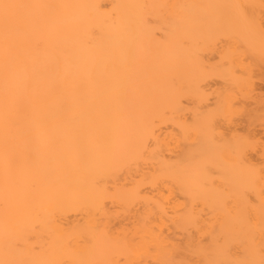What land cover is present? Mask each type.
<instances>
[{"label": "bare ground", "instance_id": "bare-ground-1", "mask_svg": "<svg viewBox=\"0 0 264 264\" xmlns=\"http://www.w3.org/2000/svg\"><path fill=\"white\" fill-rule=\"evenodd\" d=\"M197 1L0 0V264H264V213H205L220 112H186L205 95L191 47L213 44L198 14L234 17L218 51L236 65L206 68L237 81L264 73V0ZM243 152L245 203L264 183Z\"/></svg>", "mask_w": 264, "mask_h": 264}, {"label": "rangeland", "instance_id": "rangeland-1", "mask_svg": "<svg viewBox=\"0 0 264 264\" xmlns=\"http://www.w3.org/2000/svg\"><path fill=\"white\" fill-rule=\"evenodd\" d=\"M204 1V0H203ZM207 1V5L206 7H208V4H210L209 2H211L210 5H212V3L216 4L217 0H205ZM263 1V0H262ZM198 2V6H201L202 3L199 5L200 1ZM196 2V3H197ZM219 2H225V1H219ZM205 4V2H203ZM214 4V5H215ZM221 3H219L216 6H220ZM213 5V7H215ZM205 7V5H204ZM210 8H212L211 6H209ZM218 8V7H217ZM209 8H206L205 11L201 14H198L199 17H205L203 19L204 23L206 24L205 26V30L206 33H208L209 35V39L207 40L208 42L211 39V42H213V44H197L195 45V49H193V45L191 47V51L192 55L194 56V58H192V63H194L195 61H198L201 64H196L194 63V66H196V68L198 70H202V68L200 69V66H203V68L205 69V72L203 71V73L200 72V74L198 73V76L196 77V75L192 76V80H193V84H197L196 86H198L197 88L200 90L201 88V92H204L203 97H196V93L194 95L191 96V98L189 97V103L190 107H188V110L186 111L188 113V117L189 119L192 116H203L206 115V113H202V110L206 112H208V110H216V112H220V114L216 115L215 111L213 113V115L218 116V122L221 126V130H223V139H222V145L221 148H223V152H222V156L223 158H221V172L217 171L216 169H211V176L213 179V183L215 185H220L223 191V197L222 200L219 204V207L215 208L212 207L210 204L206 207L205 213L210 217L213 216H220V217H234L235 215H237L238 213H242V214H248L253 215L254 211L258 212V215L261 213H264V188L262 189L260 195H257L252 189L248 190L245 192V196H246V202H241L240 199L238 198L239 196V191L240 189L237 187L239 185V183H241L240 185H243L244 182H247L246 180V175L242 172H240L239 170V174L238 176L235 174V172H232L233 169H236V167H231L232 164L235 162L236 157L240 156L241 151H244L243 153H247V155L249 157L252 158V162L256 163L259 166V178L261 180V182L264 183V73H262L261 71L258 69H255V61L256 59H258L257 61L260 63L261 61V57L256 53V52H251V49H249L247 47V45L244 44L245 47L247 48H240V46H242L241 44L239 45L238 51L236 53V55L240 53V58L241 60H244L245 63L243 62V64H245V68L249 67L248 63H253L254 66L253 69H246L247 71L245 72H240V70L237 69V73L239 71V73L241 74H236V80H229L230 79V75L226 76V72L225 69L224 70V74L222 76L217 75V74H213L211 73L213 70L208 67L212 66L214 67V69H218V68H225L228 67H234L236 64H230L231 66H227L228 62H227V58L229 59V57L226 58V55L224 54L221 55L218 50L222 49L220 47H224L226 46V44H228L227 41H229V36L227 35L225 29L227 30L228 27L227 24H224L225 22L229 23V21H226V19L231 18L232 16H227L226 19H223L225 21H222V17L220 16H224L226 15V13L222 14V10H218L216 13V9L213 10L209 9L212 12H209L208 10ZM220 9V7H219ZM206 10H208L209 13L206 12ZM218 12L222 15H218ZM206 15H205V14ZM262 16V17H261ZM261 17V21L263 22V30L261 32H264V12H262V14L260 15ZM224 18V17H223ZM234 18V17H232ZM231 18V19H232ZM201 19V18H200ZM220 19V21H222L221 23L218 22V20ZM229 20V19H228ZM232 20H230L231 22ZM204 24V25H205ZM229 25V24H228ZM225 28V29H223ZM259 32V34L261 33ZM231 38V37H230ZM209 42V43H211ZM227 42V43H226ZM199 43V42H198ZM220 46V47H219ZM211 47V48H210ZM206 49V50H204ZM201 50V51H199ZM243 50L247 51V53L245 52V54L243 55ZM254 51V50H252ZM197 52V53H196ZM250 52V53H249ZM199 53V54H198ZM229 54L233 52H228ZM198 54V55H197ZM228 54V55H229ZM231 54V55H232ZM253 54H256V56ZM192 56V57H193ZM235 56V53L232 55ZM251 56V58H250ZM196 57V58H195ZM231 57V56H230ZM237 57V56H236ZM235 57V62H237V58ZM257 57V58H255ZM203 60H201V59ZM239 58V57H238ZM196 59V60H195ZM225 59V60H224ZM239 60V59H238ZM240 61V60H239ZM238 61V62H239ZM256 61V63H257ZM233 62V59H231V63ZM227 63V64H226ZM251 63V64H252ZM239 64V63H238ZM241 64V63H240ZM258 64V63H257ZM262 64V63H261ZM242 65V64H241ZM247 65V67H246ZM264 65V64H263ZM244 67V66H243ZM259 68V67H257ZM260 69V68H259ZM222 69H218L217 71L219 72ZM250 70V71H249ZM256 70V71H255ZM209 71V72H208ZM215 71V70H214ZM223 71V70H222ZM227 71V70H226ZM243 71V70H242ZM260 71V72H259ZM194 72V71H193ZM208 72V73H206ZM249 73L250 75V79L248 77H246V74ZM203 74V75H202ZM248 75V74H247ZM203 78H202V77ZM238 76V77H237ZM245 76V80L249 79V83H243V85L241 84L240 81V77ZM197 79V80H196ZM242 80V79H241ZM233 81V82H232ZM246 81V82H247ZM240 84H238V83ZM244 82V81H243ZM239 85V86H238ZM193 86V85H192ZM195 86V88H196ZM241 86V87H240ZM219 89L220 93H221V99L220 101L217 100L216 98V92L215 90ZM198 90V91H199ZM195 91V90H194ZM194 93V92H193ZM218 95V93H217ZM220 96V95H219ZM196 97V98H195ZM219 102L221 103V105H219ZM223 102V103H222ZM197 109L201 110V112L199 111V113H197L198 111H195ZM219 108V109H217ZM195 111V112H194ZM212 111H210V115H212L211 113ZM209 115V114H208ZM187 116V114H186ZM214 117V116H213ZM196 118V117H195ZM215 118V117H214ZM217 118V117H216ZM215 118V119H216ZM191 120V119H190ZM235 129V130H234ZM197 138L192 137L191 136V143L194 144L197 141L195 140ZM237 142V143H236ZM191 144V145H192ZM196 144V143H195ZM240 146H238V145ZM238 146V147H237ZM195 146H192V148ZM239 148V149H237ZM238 150V152L236 151ZM222 151V150H221ZM239 155H237V153H239ZM238 162H236L235 164H237ZM228 166L229 171H226L228 169H226V167L224 168V166ZM237 166V165H235ZM238 169V168H237ZM225 170V171H224ZM231 170V171H230ZM210 171V169H208V172ZM241 174H244L245 177L239 176ZM244 178L246 180H244ZM210 177L208 179V181L212 180ZM215 179V180H214ZM235 179L237 181H235ZM241 182H240V180ZM243 179V180H242ZM237 186H235L236 184ZM238 182V183H237ZM210 183V182H208ZM235 184L234 186L232 185ZM247 184V183H245ZM212 185V184H210ZM240 187V186H239ZM224 188V189H223ZM245 188V187H244ZM243 188V189H244ZM242 189V190H243ZM181 238V237H180ZM235 245V243L233 244V246Z\"/></svg>", "mask_w": 264, "mask_h": 264}]
</instances>
